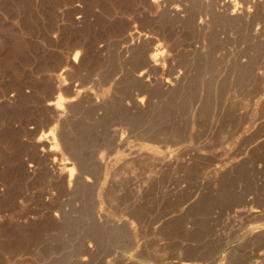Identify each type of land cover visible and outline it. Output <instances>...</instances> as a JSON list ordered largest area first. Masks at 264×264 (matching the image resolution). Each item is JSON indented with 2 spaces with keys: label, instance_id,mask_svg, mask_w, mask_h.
I'll use <instances>...</instances> for the list:
<instances>
[{
  "label": "rangeland",
  "instance_id": "obj_1",
  "mask_svg": "<svg viewBox=\"0 0 264 264\" xmlns=\"http://www.w3.org/2000/svg\"><path fill=\"white\" fill-rule=\"evenodd\" d=\"M245 1L0 0V264H264Z\"/></svg>",
  "mask_w": 264,
  "mask_h": 264
},
{
  "label": "bare ground",
  "instance_id": "obj_2",
  "mask_svg": "<svg viewBox=\"0 0 264 264\" xmlns=\"http://www.w3.org/2000/svg\"><path fill=\"white\" fill-rule=\"evenodd\" d=\"M186 1V0H185ZM239 1V0H238ZM245 1V0H244ZM248 1V0H247ZM253 1V0H252ZM171 2V1H170ZM174 2V1H173ZM179 2V1H178ZM184 2V1H183ZM191 2V1H190ZM224 2H225V0H224ZM230 2V1H229ZM236 2H237V0H236ZM235 2V4H237V3H239V2H237L236 3ZM246 2V1H245ZM253 2H255V0L253 1ZM257 2L259 3V1L257 0ZM263 2V1H262ZM226 3V2H225ZM202 4V3H201ZM215 4L217 5V6H219L220 8H223V10H225L226 12L228 11L227 10V7L225 6V4L223 3V1H216L215 2ZM241 4V3H240ZM246 4V3H245ZM196 5V4H195ZM214 5V4H213ZM229 5H231V3L229 4ZM234 5V4H233ZM246 5H250V4H246ZM172 6V5H171ZM177 6V5H176ZM179 6V5H178ZM180 6H181V4H180ZM179 6V7H180ZM206 6V5H205ZM215 6V5H214ZM236 6H238V5H236ZM250 6H252V5H250ZM249 6V7H250ZM257 6V5H256ZM175 7V6H174ZM201 7V6H200ZM253 7V6H252ZM170 8V7H169ZM173 8V7H172ZM239 8V7H238ZM240 8H241V6H240ZM254 8V12H257V11H255V9H257V8H255V7H253ZM258 8H259V6H258ZM260 9V8H259ZM262 9H264V7L262 8ZM179 9L178 8H176V11H178ZM248 10H249V8H248ZM175 11V12H176ZM213 11V10H212ZM216 11V10H215ZM214 11V12H215ZM219 11H221V10H219ZM231 12H230V16L229 17H231V15H234V14H238V13H236V11L237 10H235V9H233V10H230ZM250 12V11H249ZM248 12V13H249ZM177 13V12H176ZM188 13V12H187ZM200 13V12H199ZM228 13H229V11H228ZM251 13H253L252 12V10H251ZM242 14V13H241ZM247 14V13H246ZM250 14V13H249ZM259 14V13H258ZM181 16V15H180ZM193 16V15H192ZM199 16V15H198ZM176 17V16H175ZM264 17V16H263ZM228 18V17H227ZM219 19V18H218ZM217 19V20H218ZM220 19H221V17H220ZM257 19V18H256ZM260 19V18H259ZM205 20V19H204ZM209 21V20H208ZM227 21V20H226ZM231 21V20H230ZM237 21V20H236ZM190 22H191V20H190ZM197 22H199V21H197ZM204 22V21H203ZM257 22V21H256ZM259 22V21H258ZM195 24V23H194ZM201 24H203L202 23V21H201V18H200V23H199V26L201 25ZM196 25V24H195ZM222 25V24H221ZM247 25V24H246ZM202 26V25H201ZM217 27H218V25H217ZM221 27V26H220ZM201 28H203V27H201ZM222 28V27H221ZM214 29V28H213ZM240 30V29H239ZM221 31V30H220ZM263 31H264V29H263ZM258 33V32H257ZM213 34V33H212ZM227 35V34H226ZM148 38V37H147ZM146 40H148V39H146ZM211 45V44H210ZM154 52H155V49H154ZM157 55H159V53L158 54H154V55H152L151 56V54H150V57L151 58H149L150 59V62L149 63H154V65L156 64V62H157ZM76 58V60H77V57H75ZM149 59H148V61H149ZM75 61V60H74ZM158 61H160V60H158ZM153 65V64H152ZM158 65V64H157ZM156 65V66H157ZM139 76H140V79H141V76L143 77V75H142V73L141 74H139ZM144 80V79H143ZM61 81V80H60ZM62 83H63V81H62ZM60 85H61V82H60ZM138 102L142 105L143 103H144V98H142V99H139L138 100ZM62 107V105H61V103L59 102L58 103V110L60 111L61 108ZM55 136V135H54ZM53 145H54V147H52V149L53 150H57V148H58V143H57V140H56V138L54 137L53 138ZM55 152V151H54ZM67 165V164H66ZM73 176H74V168H71L70 169V181L73 179ZM80 178V177H79ZM88 179V178H87ZM74 183V182H73Z\"/></svg>",
  "mask_w": 264,
  "mask_h": 264
}]
</instances>
